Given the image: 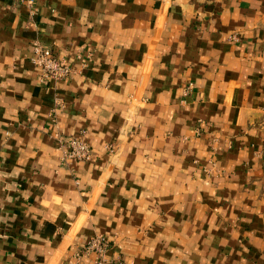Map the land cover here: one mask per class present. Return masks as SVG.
<instances>
[{"label":"crops","instance_id":"crops-1","mask_svg":"<svg viewBox=\"0 0 264 264\" xmlns=\"http://www.w3.org/2000/svg\"><path fill=\"white\" fill-rule=\"evenodd\" d=\"M32 1L0 0V264H264V0Z\"/></svg>","mask_w":264,"mask_h":264},{"label":"built area","instance_id":"built-area-1","mask_svg":"<svg viewBox=\"0 0 264 264\" xmlns=\"http://www.w3.org/2000/svg\"><path fill=\"white\" fill-rule=\"evenodd\" d=\"M15 1L28 7H30L33 2L32 0ZM34 54L35 57L33 62L40 68L41 82L67 79L74 73L65 59L58 58L50 49L44 47L38 41L34 42ZM62 146L65 148L67 147L64 155L65 159L87 162L92 157L90 147L75 138L63 140ZM110 248L111 243L105 237L96 236L88 241L85 252H92L95 254L94 264H124L121 260H109L106 258L105 255Z\"/></svg>","mask_w":264,"mask_h":264}]
</instances>
